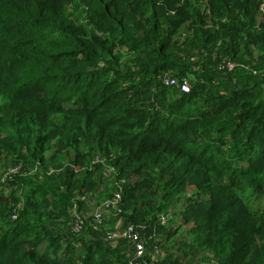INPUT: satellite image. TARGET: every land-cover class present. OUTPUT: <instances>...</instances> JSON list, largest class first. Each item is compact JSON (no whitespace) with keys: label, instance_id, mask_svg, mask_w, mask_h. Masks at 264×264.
<instances>
[{"label":"trees","instance_id":"obj_1","mask_svg":"<svg viewBox=\"0 0 264 264\" xmlns=\"http://www.w3.org/2000/svg\"><path fill=\"white\" fill-rule=\"evenodd\" d=\"M244 195L264 0H0V264H264Z\"/></svg>","mask_w":264,"mask_h":264},{"label":"built area","instance_id":"obj_2","mask_svg":"<svg viewBox=\"0 0 264 264\" xmlns=\"http://www.w3.org/2000/svg\"><path fill=\"white\" fill-rule=\"evenodd\" d=\"M164 82L169 84V85H175L176 84V81L173 79H170V78H165ZM179 88L182 92H188L189 91V84L187 82H182V84H180ZM117 200H118V195H116L112 201H108V202L104 203L103 208H109V207L115 206L117 203ZM94 221L96 224H99L101 222V213L100 212H98L94 215ZM162 221H163V219H162ZM118 237L127 238L134 243L133 244L134 258H142L143 257V254L145 251L144 246L139 241V239L137 237V233H134L132 228L128 227L122 231L121 230H115V231L107 234L108 239H116Z\"/></svg>","mask_w":264,"mask_h":264},{"label":"rangeland","instance_id":"obj_3","mask_svg":"<svg viewBox=\"0 0 264 264\" xmlns=\"http://www.w3.org/2000/svg\"><path fill=\"white\" fill-rule=\"evenodd\" d=\"M243 199H245V201L247 202V204L250 206V208L253 211H261L264 210V200L257 197V196H249V195H244ZM107 218H110L109 222H115L116 221V217L115 216H108V215H104L103 219H105V222L107 220ZM121 228V226H120ZM114 230V228H113ZM183 234L182 233H178L177 234V238H182Z\"/></svg>","mask_w":264,"mask_h":264},{"label":"crops","instance_id":"obj_4","mask_svg":"<svg viewBox=\"0 0 264 264\" xmlns=\"http://www.w3.org/2000/svg\"><path fill=\"white\" fill-rule=\"evenodd\" d=\"M116 222V221H115ZM116 225H121L120 223H119V220H117V222L115 223ZM183 229H184V227H182ZM182 229V230H183Z\"/></svg>","mask_w":264,"mask_h":264},{"label":"clouds","instance_id":"obj_5","mask_svg":"<svg viewBox=\"0 0 264 264\" xmlns=\"http://www.w3.org/2000/svg\"><path fill=\"white\" fill-rule=\"evenodd\" d=\"M116 230H121L122 231V229L120 227H118V229H116Z\"/></svg>","mask_w":264,"mask_h":264}]
</instances>
